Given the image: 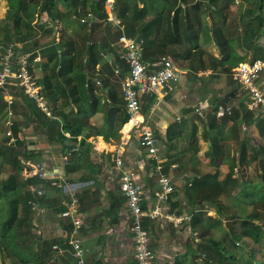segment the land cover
<instances>
[{
  "label": "crops",
  "instance_id": "0c3cea01",
  "mask_svg": "<svg viewBox=\"0 0 264 264\" xmlns=\"http://www.w3.org/2000/svg\"><path fill=\"white\" fill-rule=\"evenodd\" d=\"M67 4L59 2L57 7L66 12L80 11L78 6L67 9ZM134 5L142 9L137 13L140 18L134 19L129 11L126 20L134 22V38L142 42L144 63L151 70L160 57L177 53L176 48L170 46L167 19L163 18L169 7L166 0H133L131 10ZM73 13L70 18L75 19L77 26H88L81 24ZM120 20L127 34V23L121 17ZM95 21L103 23L99 31L89 34V41L96 42L99 48L95 64L85 68L83 73H72L76 87L70 93L60 90L57 94L60 120L68 127L64 143L69 149L64 152L62 144L48 135L47 129L54 122L52 117L34 122L29 110H26L28 118L23 115L25 121L21 122L15 113L12 116L13 122L19 123L21 128V142L16 147L25 149L27 156L45 165L46 177L41 180L45 194L39 199L40 208L32 209L29 215L32 250L43 259L39 264H75L71 246L66 242L74 229L73 221L60 215L71 194L78 200L82 218L78 234L84 262L136 264L132 221L125 197L118 188L120 171L115 165L114 149L121 142L122 167L135 172L143 212L161 205L163 214L192 216L190 221L186 219L177 224L166 215L144 218L155 264H216L207 259L201 247L208 240L219 241L218 247L224 245L227 254L234 255L236 260L230 264H256L250 247L242 243L251 239L240 233L244 231L242 223L246 219L264 223V200L256 195V189L264 185L259 161L264 158H253L254 146L264 145V137L258 127L259 118L247 109L246 91L231 77L230 70L215 74L211 79L208 74L198 75L188 65L181 67L176 63L181 80L168 94L140 95V117L154 131L159 148L156 161L140 145V129H132L128 121L118 125L119 116L126 113L123 74L117 75L113 69L115 64L121 69L122 63L127 66L119 57L116 35L119 30L98 17L92 24ZM57 25L59 31L64 28L63 21ZM67 31L78 42L76 31ZM259 40L264 43V35ZM84 58L85 65L87 56ZM82 75L93 81V89L83 86ZM195 107L201 109L203 116L195 112ZM239 108L242 111L237 116ZM226 110L230 112L225 113ZM248 112L252 117L247 116L244 122L242 116ZM64 157L68 158V163L64 162ZM164 174L170 177L174 191L161 204L154 191ZM51 181H56L57 185L52 186ZM255 201L260 202L261 210L255 206ZM56 244L59 252L52 249ZM242 244L244 249L240 248Z\"/></svg>",
  "mask_w": 264,
  "mask_h": 264
},
{
  "label": "trees",
  "instance_id": "16d2710c",
  "mask_svg": "<svg viewBox=\"0 0 264 264\" xmlns=\"http://www.w3.org/2000/svg\"><path fill=\"white\" fill-rule=\"evenodd\" d=\"M89 0H7V10L5 12V17L12 19L13 28L16 33H20V23L23 20L26 25L25 35L31 37L34 36V31L36 29L40 30V33L44 35L53 34L52 27H44L42 18L46 17L52 23L57 24V22L64 21L67 18L69 12H74L73 14L80 18L84 15V11H78L74 9L73 11H61L57 7V3L66 2L67 9L71 7H76L77 4L85 6ZM90 7L97 14L98 20H102L105 17V12L103 8L104 0H91ZM167 1V12L166 16L163 18L167 19V33L169 36V41L172 43L174 40L179 38L180 33L178 32V21H179V12L181 8L190 3V0H166ZM220 0H210L209 4L213 5L218 3ZM225 3H230L231 0H223ZM116 8L118 10L119 17L122 18L123 22L127 23V13L132 11L133 18L138 19L140 16L137 13H140L142 9L137 8L134 5L133 10H131V4L133 0H116ZM200 5V2H196L192 5V8L197 9ZM183 7V8H184ZM81 10V9H80ZM138 10V11H137ZM257 15L254 16L251 20L247 21L244 25L245 31V41L251 46L254 47V52L249 57V59H254L257 57L264 58V47L261 46L258 42L259 38L264 35V0H258L256 3ZM251 12V11H250ZM173 13V14H172ZM72 15V14H71ZM70 15V17H71ZM162 18V17H161ZM160 19V17H159ZM158 20V19H157ZM95 23V22H94ZM89 26L87 31L86 41L83 42L81 46H78L75 40V37L71 36L68 31L64 28H61L59 31L60 39L56 41L51 38L49 43L39 50V54L44 61H41V66L43 69V93L44 97L49 101L52 114L54 116L53 123L47 129V132L55 141L62 144L63 151L69 149L68 144L64 143L66 138L65 123L61 119V113L58 111V93L60 90L69 92L72 88L76 87L73 81L72 73H83L85 68L93 66L97 60V49L98 45L94 41H89V34L92 31L93 25ZM38 27V28H37ZM86 27V26H85ZM188 24L183 28V31L186 33V36L189 42L192 44L191 48L188 49V52L191 53L195 48L199 47L197 43L198 34H191L187 32ZM126 33L130 36L135 37L136 32L134 29V22L127 23ZM190 28V27H189ZM141 30V29H140ZM211 37L216 42L219 47V52L221 58L216 59L215 67L225 66L224 70H231L232 65L224 64V61L228 62L230 59V51H232V37H228L220 27H214L209 31ZM119 34V33H118ZM117 35V38L119 36ZM18 35V34H14ZM120 35V34H119ZM19 36V35H18ZM23 39H26L25 37ZM174 39V40H173ZM169 42V43H170ZM144 47V46H143ZM144 54V51L142 50ZM142 54V55H143ZM177 54V53H176ZM87 56V63L84 65L82 59ZM119 63V61H118ZM239 63V62H238ZM122 74L126 71L127 67L122 63ZM192 66V65H191ZM200 67H203L202 64ZM84 82H83V81ZM81 81L84 84V87L88 89H93V81L88 78L86 79L85 75H82ZM87 81V86H85ZM15 89L17 97H19V107L22 108L23 115L28 118L26 110H29L31 113V120L34 122H42L44 119L48 118L43 112L39 110L35 102L26 98L25 94L19 92V89L16 85L6 86L5 89L0 87V113L5 109V102L3 100V95L5 90ZM19 93V95H18ZM16 101V99H15ZM17 102V101H16ZM12 106L13 111L18 110L17 103ZM242 108L236 110V115L240 116ZM247 116L252 117V113L248 112L242 117L245 119ZM250 117V118H251ZM5 119V117H4ZM128 120V115L125 113L120 115L118 118L119 127L122 126L124 122ZM258 127L260 129L261 135L264 137V120H258ZM3 126L6 132V127ZM13 132L17 136L15 145L7 144L8 137L6 135L5 141L0 145V167L9 166L11 171L9 175L5 178H2L0 174V254L6 255V258H10L11 261L15 264H27L31 262L42 263V257L35 253L32 250V239L30 233V219L29 215L31 213L30 201V192L27 188L30 182L37 185H42L40 179H33L26 181L23 174L21 173L22 165L20 160L22 158H29L30 156L26 155L25 149L20 150L17 144H20L19 132L21 131L20 124L14 122ZM54 137V138H53ZM254 151L256 152L253 155V158L258 160L259 157L264 158V145L259 144L254 146ZM70 161V160H69ZM260 164L263 170L264 178V159H260ZM1 173V171H0ZM256 195L260 197L261 200H264V185L259 186L256 189ZM255 217L259 219V215L255 212ZM244 231L240 233V236H248L253 242L260 243L262 236L264 234V223L261 221H253L251 219H246L242 223ZM219 246V241H206L202 245V249L207 253V259L214 261L216 264H230V261L236 260L232 253L227 254V250L224 245Z\"/></svg>",
  "mask_w": 264,
  "mask_h": 264
},
{
  "label": "built area",
  "instance_id": "2783aa9c",
  "mask_svg": "<svg viewBox=\"0 0 264 264\" xmlns=\"http://www.w3.org/2000/svg\"><path fill=\"white\" fill-rule=\"evenodd\" d=\"M116 3V0H104L105 17L102 20L117 28L120 34L118 38L120 45L119 57L127 66L121 79L124 109L128 115L127 121L130 123L132 129H140V145L146 149L152 159L157 161L159 148L156 145L154 131L151 127L144 124L143 118L139 114L140 95L152 92H161L162 95L168 94L181 80L178 66L169 55H164L157 60L154 69L149 70L146 67L142 55L143 44L136 38L125 34ZM96 16L95 11L89 8L78 21L81 24L89 26L97 18ZM41 23L46 28L52 27L53 36L50 37V40L51 38L56 41L60 39L57 24L52 23L46 17L42 18ZM46 45L35 47L32 37L18 39L17 41L2 45L0 50V87L5 89L6 86L16 85L19 92L24 93L26 98L34 101L41 112L48 118H54L50 104L43 93L44 84L42 80L44 73L41 66L42 58L38 53V50L43 49ZM109 60H111V57ZM85 61L86 59L84 58L83 62ZM113 71L117 75L121 74V66L115 64ZM202 71H199L198 75L206 73L204 69ZM230 72L235 82L246 91L247 109L255 113L259 119L264 120V58L257 57L248 59L246 62H239L232 66ZM15 95L16 93H12L11 89H6L3 95L5 102L4 125L8 137L7 144L9 145H15L16 140H18L12 128L14 124L12 120L14 114L12 106L15 104ZM194 110L198 115L203 116L199 107H195ZM229 112V110L225 111V113ZM122 151L123 143L121 142L114 149L115 165L120 171L118 188L125 197L126 210L132 221L131 232L134 260L136 264H155V255L150 247V235L143 225L144 218H156L166 215L169 220L177 224L186 219L190 221L192 216L163 214L161 205H157L151 211L144 213L141 207L142 198L135 172L122 167V159L120 157ZM20 162L22 165L21 173L26 181L45 179V165L41 160L29 157L22 158ZM64 162L68 163L67 157H64ZM156 168L159 169L160 166L157 165ZM51 184L52 186L57 185V182L51 181ZM173 186L169 176L165 174L161 175L158 188L154 191L155 197L161 204L169 199L174 191ZM27 188L30 192L29 203L31 208L38 210L40 208L39 199L45 194V189L43 185H37L32 182L28 184ZM60 215L62 217H69L73 221L74 229L66 240L67 244L71 246L73 263L86 264L84 262L82 241L78 234L82 225V218H80L78 200L73 194L64 202V208L60 212ZM52 249L60 251L57 244Z\"/></svg>",
  "mask_w": 264,
  "mask_h": 264
},
{
  "label": "rangeland",
  "instance_id": "374dc122",
  "mask_svg": "<svg viewBox=\"0 0 264 264\" xmlns=\"http://www.w3.org/2000/svg\"><path fill=\"white\" fill-rule=\"evenodd\" d=\"M209 1L210 0H190V3H188L184 8H181L178 21V32L180 33V36L176 40L173 39L174 41L170 45L171 48H176L175 50L177 51V54H167H169L181 67L188 65L189 68L194 72H199L204 69L206 73L201 76L208 74L212 79L214 76H216L215 74H222V72L225 71V68H223L225 66H214L216 64V59L221 58V54L219 52V47L211 37L209 31H211V29L214 27H220L224 34L230 38H233L232 51H230L231 56L228 61L229 65H236L238 62H246L248 60L247 57H251L253 54L254 47L245 41L244 25L247 21L251 20L258 14L256 11V3L258 0H231L228 4L225 3V1L220 0L218 3L213 5L209 4ZM89 2L85 6L81 5V3L77 4V6L81 9L80 11H84L86 7H89L91 4ZM196 2H200L199 7L197 9L192 8V5ZM5 10H7V0H0V16H3L0 18V50L1 46L5 43L23 39L20 36H23V34L25 35L26 33V25L23 20L20 23L21 32L16 33L14 31L13 21L12 19L10 20L9 18L5 17ZM72 13L73 12H69V15L67 14V18L65 21H63V26L66 31L68 29L74 30V32L76 31V34L79 38L78 42L76 43L78 46H81L83 42L86 41L87 32L85 30L88 31L87 28L89 27L77 26L75 19L70 18ZM102 24L103 23L101 22L95 21L92 31H99L100 27L103 26ZM186 24H188L190 27L187 28V32H190L191 34H198L197 43L199 47L195 48V50L191 53L188 52V49L191 48L192 44L189 42L186 33L183 31V28L186 26ZM34 32V36L31 35V37L34 39L35 47H42L50 41V36L40 33V30L36 29ZM160 33L164 34L162 32ZM14 34H18L19 36ZM23 37L27 38V36ZM92 37H94V35H92ZM258 42L259 44L262 43L260 40ZM262 45L264 46V43ZM215 54H217L218 57H216ZM201 64L203 67H200ZM225 64L226 61H224L223 65ZM104 70L109 71V69L106 68H104ZM11 92L16 93L17 91L13 88ZM15 97L17 101L16 105H18V110L15 109L14 111L15 116L19 117L21 122L23 119L25 121L22 108L19 107V102L21 103V101H19V97ZM4 117L5 113L3 110L0 113V145L6 139V132L2 123ZM0 171L2 178L7 177L11 171L10 165L0 167ZM259 203L255 201V206L258 208V210H261V204ZM242 243L245 246L247 245L250 247V253H252L256 259V264H264V239H262L260 243L253 242L252 240H243ZM243 244L240 247L241 249H244ZM0 264H15V262L11 261L10 258H6V255L0 254ZM241 264L245 263L241 262Z\"/></svg>",
  "mask_w": 264,
  "mask_h": 264
}]
</instances>
